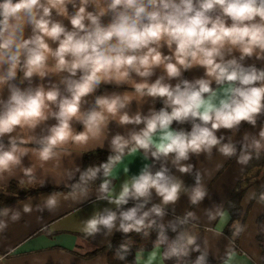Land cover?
I'll return each mask as SVG.
<instances>
[{"label":"clouds","instance_id":"9594fccd","mask_svg":"<svg viewBox=\"0 0 264 264\" xmlns=\"http://www.w3.org/2000/svg\"><path fill=\"white\" fill-rule=\"evenodd\" d=\"M248 60L264 62V0H0V180L5 173L11 177L29 153L43 167L58 159L57 149L70 142L86 145L106 138L111 121L120 126L143 125L127 135L112 136L114 154L81 172L64 198L87 197L88 183L102 172L105 179L96 199L114 204L117 210L105 208L87 219L82 229L86 236L94 237L102 229L105 235L114 229L148 235L146 229L156 226V247L167 245L164 259L200 252L197 236L183 227L197 220L194 212L175 217L167 226L156 218L162 220L165 206L176 204L182 193L198 205L208 190L199 171L194 186L188 188L167 165L170 159L179 173L191 174L194 165L183 162L202 153L211 158L214 148L226 158L236 157L242 166L260 159L264 126L259 138L244 134L238 155L231 138L223 143L225 137L217 136L221 129L237 131L242 122L256 126L264 114V67ZM197 68L203 70L202 76L184 77ZM102 85H127L132 91L97 95ZM88 97H94L91 104ZM147 98L163 106L150 107L146 115L139 109L129 114L133 101L141 105ZM50 119L55 123L47 127L46 135L20 134L34 133ZM74 122L83 130L75 131ZM174 122L191 128L175 129ZM30 143L38 147L24 146ZM139 150L145 160L150 155L159 162V169L153 172L146 163L113 195L108 177L126 151ZM34 170L22 168L28 183L35 180ZM67 176L71 180L74 173ZM153 191L161 202L147 207ZM60 195H49L43 207L55 210ZM247 199L264 205V193L258 197L250 193ZM130 201L134 206L125 210ZM9 211L4 208L0 215ZM23 211L30 213L32 208L26 204ZM217 217L221 224L230 218L222 206L207 212L209 221ZM19 218L20 213L13 212L11 219ZM6 226L0 220V231ZM166 227L177 233L175 239L169 241ZM245 230L246 225L237 221L232 236L239 237ZM128 251L127 244L120 245L117 258L125 259ZM207 254L202 252L195 264H205ZM233 256L230 249L228 260Z\"/></svg>","mask_w":264,"mask_h":264},{"label":"crops","instance_id":"0c3cea01","mask_svg":"<svg viewBox=\"0 0 264 264\" xmlns=\"http://www.w3.org/2000/svg\"><path fill=\"white\" fill-rule=\"evenodd\" d=\"M71 10V6H69ZM67 24V21H65ZM260 67H264V62L248 60L246 63H253ZM160 74L157 70L156 75ZM203 75L202 69H193L184 73V77L191 80ZM156 76L151 79L154 80ZM175 83V81H173ZM119 92L132 91L131 87L124 85L119 88L114 85H102L97 90V95L104 92ZM91 104L94 97H88ZM162 102L157 100L154 105L151 98H147V102L138 105L133 101L129 114H135L139 109L142 114L146 115L150 107H157ZM163 106V105H162ZM87 107V106H86ZM55 120H49L40 125L34 133H20L21 135H46L47 127L54 124ZM264 126V114L257 118L256 126H252L246 122H242L239 129L235 132L232 130L221 129L217 132V136H224L223 143H227L231 138L237 146V155L239 154L240 142L245 133H249L256 138H259L258 133L260 128ZM141 128L143 125L120 126L116 121H111L106 132V138L98 141H89L86 145H76L69 143L62 149H57L61 153L58 159L46 162L43 167L40 166V161L36 156L29 153L22 160V166L13 170V175L4 174L5 178L0 180V190L11 181H17L23 186L33 184L43 185H66L70 182L67 173L73 172L74 176L77 173L75 169L81 166L82 153L93 149L110 150L111 137L119 133L127 135L133 128ZM185 128L190 130V124L179 125L174 122L173 128ZM75 131H82L83 126L78 123H73ZM19 133L20 130L18 129ZM14 133L13 135H15ZM5 143L7 137L4 138ZM28 148L38 147L35 144L24 145ZM264 152V151H263ZM262 159V158H261ZM253 166L248 178L243 180V193L239 200V205L242 211L241 224L246 225V230L237 238L236 243L233 242V236H228L223 232L229 219L221 224L219 217L216 220L209 221L207 212L214 211L217 206H222L229 198L234 186L240 178H244V168L237 163L236 157L226 158L222 156L217 149H213L211 158L207 154L199 156H191L189 161L183 163H191L194 165L191 174H181L171 164L169 159L168 167L171 173L180 178L185 187L191 188L195 184V172L199 171L202 175V182L208 190V195L198 205H192L186 193H182L176 204L165 206L166 215L161 220L156 218L158 223L167 225L173 221L175 217H183L186 212L192 211L196 214L197 220L189 221L186 227L190 233L197 236V244L200 245L201 251L207 250V255L215 260H220L219 264H258L260 258V246L255 238L257 232L256 219L259 215H264V205L257 202V199L248 200L250 193H255L264 186V165L260 159H253ZM152 165L151 170L155 172L159 169L160 163L155 162L149 155L148 159H144L143 150L136 153L126 152L121 163L117 164L113 169V175L108 177L112 180L113 195L120 192L122 184L131 178L133 175H138L145 164ZM261 164V166H259ZM219 165V167H217ZM23 167H34L35 180L28 183V178L22 172ZM127 168V173L124 169ZM258 170V172H257ZM73 176V177H74ZM21 181H24L21 183ZM102 183V182H101ZM88 188L89 194L79 201H74L71 197L65 199L69 192L61 193L59 197L58 207L50 211L43 207L46 198L51 195L52 191H43L31 196H27L18 201L4 207L10 211L7 216L0 215V220L5 221L6 228L0 231V264H107V251L102 250L91 257L82 256L83 253L92 251L95 248L106 245L115 233L124 234L121 231L113 230L112 234L105 235L104 229L94 237L80 236L84 222L91 218L96 212H103L105 208L117 210L114 204L108 203L106 200H97L99 195L100 184ZM160 198L153 191L152 200L147 205L151 207L153 203H160ZM28 204L32 211L25 213L24 205ZM134 206V202L130 201L128 205L123 206L126 210ZM42 208L43 210H38ZM4 208L0 209L2 211ZM13 212H19L20 218L16 221L11 219ZM230 216V214H229ZM196 227L193 228L192 225ZM154 227V226H153ZM212 229V231H209ZM219 233V234H218ZM233 246H235L233 248ZM234 251V256L228 260L227 252ZM164 264L161 258V247L152 246L143 250H136L135 261L130 264Z\"/></svg>","mask_w":264,"mask_h":264},{"label":"trees","instance_id":"16d2710c","mask_svg":"<svg viewBox=\"0 0 264 264\" xmlns=\"http://www.w3.org/2000/svg\"><path fill=\"white\" fill-rule=\"evenodd\" d=\"M257 66L260 67L259 65ZM161 107L162 105L158 104L156 110H159ZM113 154L114 153H112V151L104 150V149H93L83 152L81 157L80 172H77L73 177V179H71L70 182L66 185L56 186V185L33 184L29 186H23L17 181H11L7 185H5L3 189L0 190V209L22 198L43 191L70 192L71 191L70 185L78 182L81 172L85 171L89 167L99 166L100 164L107 162L109 155H113ZM253 159L249 162L248 165L245 166L244 178L242 177L237 181L229 198L224 204V208H226L230 214V219L226 224L225 228L223 229V232L228 236H232L233 224L237 221H239L240 223L242 222V211L239 205V200L244 190V186L242 185L243 180L245 182V180L248 178L247 175L250 173V170L254 164ZM260 160L264 165L263 151L261 153ZM259 166H261V164ZM104 179L105 177H103V174L101 172L100 174H98L96 180L90 181L88 183L87 187L88 188L94 187L95 185L101 183ZM261 193H264V186L256 192V196L258 197L259 194ZM146 231L148 232V235H144L143 232L141 233L130 232L128 234L115 233L106 245L95 248L92 251L83 253L82 256L91 257L102 250H106L107 264L132 263L135 261V251L137 250L138 247L146 249L156 245L155 242L158 237L159 229L156 226H154L152 228L146 229ZM165 234L168 236L169 241L175 239L177 235V233L172 232L171 229L167 227L165 230ZM80 236L85 238L89 237L86 236L85 233H81ZM237 238L238 237L235 238L233 237L234 243H236ZM255 238L258 242V245L260 246V258L258 264H264V215L260 216L257 221V232ZM122 244H127L129 247V251L125 255V259L123 260L117 258L116 256V252L120 249V245ZM160 247H161V258L164 264H195L197 257L203 252V251L200 252L193 251L190 253L188 257H182L179 259L175 257L171 259H164L163 252L166 250L167 245L166 244L160 245ZM234 247L235 246H233V248ZM219 263L220 260L212 259L208 255L206 256L205 264H219Z\"/></svg>","mask_w":264,"mask_h":264},{"label":"rangeland","instance_id":"374dc122","mask_svg":"<svg viewBox=\"0 0 264 264\" xmlns=\"http://www.w3.org/2000/svg\"><path fill=\"white\" fill-rule=\"evenodd\" d=\"M260 216H262V215H259V216L257 217V219H256V224H257V221H258V219H259ZM143 249H144V248H139V247L137 248V250H143ZM135 252H136V251H135ZM127 264H130V263H127ZM140 264H142V262H141Z\"/></svg>","mask_w":264,"mask_h":264}]
</instances>
